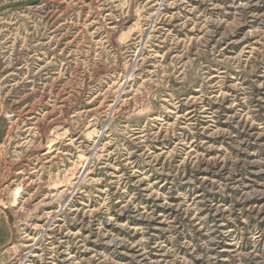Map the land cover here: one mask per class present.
<instances>
[{"label":"rangeland","instance_id":"1","mask_svg":"<svg viewBox=\"0 0 264 264\" xmlns=\"http://www.w3.org/2000/svg\"><path fill=\"white\" fill-rule=\"evenodd\" d=\"M0 264H264V0H0Z\"/></svg>","mask_w":264,"mask_h":264}]
</instances>
